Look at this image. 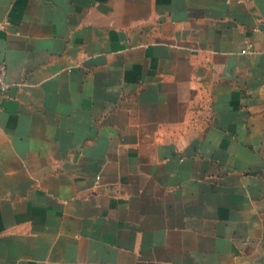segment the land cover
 <instances>
[{
  "label": "crops",
  "instance_id": "1",
  "mask_svg": "<svg viewBox=\"0 0 264 264\" xmlns=\"http://www.w3.org/2000/svg\"><path fill=\"white\" fill-rule=\"evenodd\" d=\"M0 264H264V0H0Z\"/></svg>",
  "mask_w": 264,
  "mask_h": 264
},
{
  "label": "built area",
  "instance_id": "2",
  "mask_svg": "<svg viewBox=\"0 0 264 264\" xmlns=\"http://www.w3.org/2000/svg\"><path fill=\"white\" fill-rule=\"evenodd\" d=\"M6 74H7V67L6 64L2 61H0V84H3L6 86Z\"/></svg>",
  "mask_w": 264,
  "mask_h": 264
}]
</instances>
